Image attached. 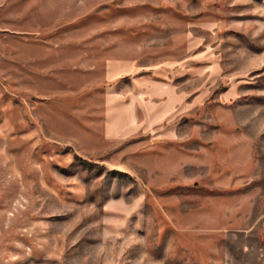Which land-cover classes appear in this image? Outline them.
I'll use <instances>...</instances> for the list:
<instances>
[{
	"label": "rangeland",
	"instance_id": "374dc122",
	"mask_svg": "<svg viewBox=\"0 0 264 264\" xmlns=\"http://www.w3.org/2000/svg\"><path fill=\"white\" fill-rule=\"evenodd\" d=\"M0 264H264V0H0Z\"/></svg>",
	"mask_w": 264,
	"mask_h": 264
}]
</instances>
